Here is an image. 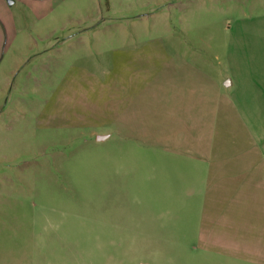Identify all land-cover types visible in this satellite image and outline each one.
Segmentation results:
<instances>
[{
  "label": "rangeland",
  "instance_id": "rangeland-1",
  "mask_svg": "<svg viewBox=\"0 0 264 264\" xmlns=\"http://www.w3.org/2000/svg\"><path fill=\"white\" fill-rule=\"evenodd\" d=\"M9 1L0 264H264V229L241 228L230 243L160 191L164 168L182 163L159 150L168 137L181 145L160 105V69L167 55L192 51L213 66L241 0L229 11L194 10L191 0H112V9L104 0H51L47 9Z\"/></svg>",
  "mask_w": 264,
  "mask_h": 264
},
{
  "label": "crops",
  "instance_id": "crops-1",
  "mask_svg": "<svg viewBox=\"0 0 264 264\" xmlns=\"http://www.w3.org/2000/svg\"><path fill=\"white\" fill-rule=\"evenodd\" d=\"M231 1L191 0L190 5L194 10L229 11L235 8ZM162 2L174 4L173 0ZM188 2L179 4L185 7ZM8 3L0 0V69L11 17ZM30 3L34 9L51 7V0ZM112 3L104 0L108 9ZM240 4V12L226 19L223 50L213 55V66L201 67L199 52L192 51L183 52L182 57L167 55L160 69V105L166 120L178 123L177 131L169 132L181 138V145L175 147L168 137L159 150L182 158L181 165L177 162L169 168V163L161 173L162 196L167 201L172 195L177 197L182 205L180 216L197 213L203 223L211 219L210 227L230 243L241 228L246 232L264 229V213H254L264 201V0L250 6L248 0H241ZM231 129L234 146L228 142ZM177 166L179 181L174 180ZM187 202L189 210L184 209ZM209 232L207 240L211 241L215 236Z\"/></svg>",
  "mask_w": 264,
  "mask_h": 264
},
{
  "label": "water",
  "instance_id": "water-1",
  "mask_svg": "<svg viewBox=\"0 0 264 264\" xmlns=\"http://www.w3.org/2000/svg\"><path fill=\"white\" fill-rule=\"evenodd\" d=\"M107 137V135H96V140H103Z\"/></svg>",
  "mask_w": 264,
  "mask_h": 264
}]
</instances>
